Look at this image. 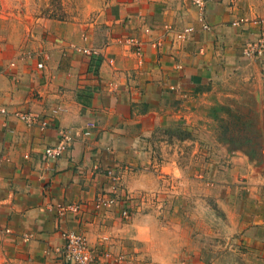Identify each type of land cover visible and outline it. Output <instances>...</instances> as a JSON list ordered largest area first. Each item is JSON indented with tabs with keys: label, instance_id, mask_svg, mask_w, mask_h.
<instances>
[{
	"label": "crops",
	"instance_id": "0c3cea01",
	"mask_svg": "<svg viewBox=\"0 0 264 264\" xmlns=\"http://www.w3.org/2000/svg\"><path fill=\"white\" fill-rule=\"evenodd\" d=\"M241 15H264V0H118L101 35L62 21L0 16V264H73L56 250L67 229L88 235L99 254L94 264H118L103 248L127 252L131 262L123 264L140 263L137 250L153 247L149 235L162 228L151 195L170 199L173 188L183 190L190 180L173 156L157 161L156 129L214 83H257L264 126V53L258 59L245 54L258 28L233 25ZM27 110L49 124L29 125L15 115ZM61 129L71 134L70 146L47 156ZM244 161L258 169L244 174L252 188L244 200L257 210L244 216L250 219L243 240L264 253V163ZM119 171L129 190L148 195L147 211L133 206L131 221L116 208L95 206ZM143 200L132 202L145 206ZM69 204L79 209L61 213Z\"/></svg>",
	"mask_w": 264,
	"mask_h": 264
},
{
	"label": "rangeland",
	"instance_id": "374dc122",
	"mask_svg": "<svg viewBox=\"0 0 264 264\" xmlns=\"http://www.w3.org/2000/svg\"><path fill=\"white\" fill-rule=\"evenodd\" d=\"M117 1L0 0V16L28 23L62 21L101 35ZM261 108L257 83H214L202 89L195 104L177 109L171 124L156 129L152 142L157 161L173 156L184 163L190 180L183 190L173 188L170 199L151 195L162 228L149 235L153 247L137 250L139 264H264V253L243 240L245 220L250 219L244 216L257 210L254 201L244 200L252 189L244 174L258 169L246 168L244 160L264 163ZM111 179V191L96 198V207L100 198L113 199L103 207L116 208L118 216L129 221L133 206L147 211L148 195L129 190L121 171L112 173ZM138 197L145 206L132 202ZM103 256L118 264L131 262L122 250L114 254L103 248Z\"/></svg>",
	"mask_w": 264,
	"mask_h": 264
},
{
	"label": "built area",
	"instance_id": "2783aa9c",
	"mask_svg": "<svg viewBox=\"0 0 264 264\" xmlns=\"http://www.w3.org/2000/svg\"><path fill=\"white\" fill-rule=\"evenodd\" d=\"M198 3L203 4L204 0H196ZM238 0H231L232 3H236ZM245 22H252L258 28L257 35L255 37H251L246 40L244 44V52L246 55L253 57L255 59L260 58L264 53V15L249 17L246 15H241L231 21L233 25H241ZM205 28H210L208 23H204ZM193 28L186 27L182 32L178 34L180 38H185ZM130 42L135 44L136 40L134 37H131ZM136 51L139 56L142 58L143 50L141 45H137ZM79 50H82L84 53L88 54H98L99 51L94 47H81L75 45ZM5 111V109H3ZM16 115L25 121L29 125H39L45 127L49 124L48 119L44 118L38 112L27 110L24 112H16ZM60 140L54 144L47 146L45 149V153L47 156L58 157L63 154L64 151L68 149L72 142L71 134L66 131V129L60 130ZM113 199L100 198L97 207H101L105 204L112 202ZM72 209L78 210V204H69L63 205L60 207V212L64 213L65 210ZM63 235L65 237V243L62 247H57V251L63 256V258L70 263L73 264H94L96 259L98 258V250L93 247L90 243L86 235L82 232H78L76 230H65L63 231Z\"/></svg>",
	"mask_w": 264,
	"mask_h": 264
}]
</instances>
